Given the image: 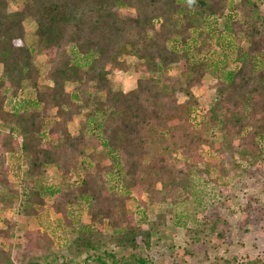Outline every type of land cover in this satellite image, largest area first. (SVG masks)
<instances>
[{
    "label": "trees",
    "instance_id": "1",
    "mask_svg": "<svg viewBox=\"0 0 264 264\" xmlns=\"http://www.w3.org/2000/svg\"><path fill=\"white\" fill-rule=\"evenodd\" d=\"M263 50L264 0H0V205L22 204L37 223L18 264H164L153 256L168 228L182 231L181 243H165L171 264H264L239 254L246 245L226 233L218 211L238 174L260 182ZM38 51L46 56L42 85ZM121 56L144 73L128 92L110 77ZM206 75L215 98L202 108L194 90ZM156 135L167 136L169 152L153 147ZM204 147L215 154L206 163ZM10 154L24 176L18 188L8 180ZM51 172L58 181L45 180ZM132 202L143 210L138 218ZM240 211L256 229L264 202ZM15 232V222L0 220V264H17ZM218 246L238 252L227 257Z\"/></svg>",
    "mask_w": 264,
    "mask_h": 264
},
{
    "label": "rangeland",
    "instance_id": "2",
    "mask_svg": "<svg viewBox=\"0 0 264 264\" xmlns=\"http://www.w3.org/2000/svg\"><path fill=\"white\" fill-rule=\"evenodd\" d=\"M119 10L122 12L129 11V9L123 5H117ZM14 8V5L10 7V10ZM24 29H25V43L27 45H31L35 40V25L31 20H25L23 23ZM120 60L123 62V65L118 68L117 70H114L111 73V81L113 84V88L115 90H119L122 92H128L130 89H132L135 85V81L138 77H141L144 75L142 68L140 66V63L133 58L129 56H121ZM261 60L264 63V50L261 54ZM34 61L35 64L38 66V69L40 71V85L44 83L43 79V70L46 66V56L43 52L38 51L34 55ZM139 69V72L137 71ZM170 74L176 75L177 70L172 67L169 71ZM214 83V79L206 75L205 78L202 81V85L199 89L194 90V94L198 99V103L202 108L209 107L215 98L214 90L212 89V84ZM66 88H69V85H66ZM25 91V90H24ZM22 98H26L28 95L25 93L20 94ZM185 100V97L179 96L178 101L182 102ZM78 128V118H75L73 122L69 124V131L72 135L76 134ZM153 147H155L156 150L165 149L167 152L172 149L171 144L167 138V136H159L156 135L155 139L153 140ZM176 156V155H175ZM19 156L17 154H10L8 156V164L10 166V172L8 175V180L14 184L13 188H18L19 182H22L24 180V176L22 175L21 167L19 164ZM215 154H213L209 148L204 147L201 151V161L203 163H206L209 158H214ZM182 163V165H189V161L185 158H179ZM259 172V171H258ZM262 174H260V182H253L251 179H248L247 177H243L242 175H237L239 178V182H237L232 189L224 188L222 196L226 197V201L224 204L219 205V214L224 217V219L229 222L225 228L227 230L226 233H229L231 236L234 235V240H237L239 237L241 238V243L243 242L246 245V248L241 250L239 254L244 256V254L249 253L252 257H255L256 255L261 256L264 259V218H260L258 221V224H260V227L253 228L251 225H244L242 221V217L240 216V210H242L244 207H246L249 200L252 201V203H255L256 200L259 202H264V160L263 165L261 168ZM208 176L215 179L216 172L215 171H208ZM257 175V174H256ZM241 176V177H240ZM47 181H58V177L55 172H51L47 178H45ZM217 183L222 185L223 182H226V178H218L216 179ZM38 181L35 183V187L38 185ZM21 185V184H20ZM223 186V185H222ZM224 187V186H223ZM20 191V189H19ZM1 193H4L5 200L6 198L11 200V197L9 194H5L4 191L1 190ZM213 192L209 190L204 191V197L205 198H211ZM143 199L145 200V196H143ZM204 204H207L206 201H204ZM13 205L12 207H6L4 208L2 205H0V220L3 218L10 219L11 221L16 223V236L17 240L15 241L14 249L11 252L12 259L18 264L19 256L18 252L21 250L22 247L24 249L27 248L28 241L25 238V233L32 234L35 229H37V223L35 221V218L32 215L26 214V211L24 207ZM136 212V218L139 217V214L143 211L142 209H137L136 203L132 202L131 210ZM152 209V208H150ZM149 209V210H150ZM192 211V210H190ZM205 211V210H204ZM149 212V211H148ZM200 212H202L200 209L197 210V214L200 215ZM206 212V211H205ZM81 220L83 222L87 221V216L85 212H81ZM149 215V213H148ZM53 217V215H51ZM249 223H251V220L249 218ZM237 229H241L237 232ZM167 232V233H165ZM240 232V233H239ZM33 238V235H31ZM158 238L161 239L159 243H157V246L154 247L155 252L157 253L156 256H153V260H163L164 264H171L168 259V253L166 250L165 243H169L170 240H175L176 242L181 243L182 242V231L180 229H176L175 231H169V228L166 229L164 232H161V234L158 235ZM163 242V244L161 243ZM24 243V246L22 244ZM22 246V247H21ZM64 246V245H63ZM219 252H223V250H226L227 257L234 254V252H238V248L236 247H223L218 246ZM64 253L65 251L62 250ZM180 257H177V260H179ZM171 261V260H170ZM173 261V260H172ZM186 262L180 263V264H208L207 262H204L200 258H192L188 259L185 258Z\"/></svg>",
    "mask_w": 264,
    "mask_h": 264
}]
</instances>
